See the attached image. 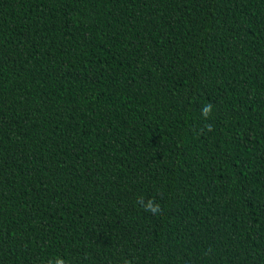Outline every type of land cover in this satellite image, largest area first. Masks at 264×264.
Here are the masks:
<instances>
[{
    "label": "trees",
    "instance_id": "trees-1",
    "mask_svg": "<svg viewBox=\"0 0 264 264\" xmlns=\"http://www.w3.org/2000/svg\"><path fill=\"white\" fill-rule=\"evenodd\" d=\"M0 264H264V0H0Z\"/></svg>",
    "mask_w": 264,
    "mask_h": 264
},
{
    "label": "clouds",
    "instance_id": "clouds-1",
    "mask_svg": "<svg viewBox=\"0 0 264 264\" xmlns=\"http://www.w3.org/2000/svg\"><path fill=\"white\" fill-rule=\"evenodd\" d=\"M204 111H205V113H207L208 111H210V106L208 108H205ZM145 210L152 211V212L155 213V212L159 211V206L158 205H155L154 207L153 206H149Z\"/></svg>",
    "mask_w": 264,
    "mask_h": 264
}]
</instances>
